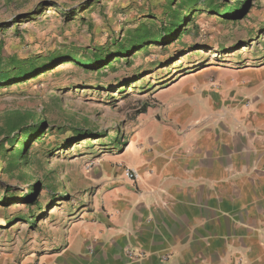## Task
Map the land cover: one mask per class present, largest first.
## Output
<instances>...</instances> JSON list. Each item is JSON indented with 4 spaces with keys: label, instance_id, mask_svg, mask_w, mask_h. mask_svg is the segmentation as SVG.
I'll list each match as a JSON object with an SVG mask.
<instances>
[{
    "label": "rangeland",
    "instance_id": "rangeland-1",
    "mask_svg": "<svg viewBox=\"0 0 264 264\" xmlns=\"http://www.w3.org/2000/svg\"><path fill=\"white\" fill-rule=\"evenodd\" d=\"M170 1L0 0L3 64L10 57H56L53 69L0 86V264H34L30 257L52 250L68 225L92 212L98 169L132 159L125 149L142 108L174 99L153 111L193 114L199 109L195 97L226 98L231 90L226 82L254 80L251 70L264 78V0H250L236 19L222 18L199 2L190 11V24L183 22L190 34L182 41L175 35L170 42L131 50L112 61L111 69H88L70 58L77 54L84 61L85 51L113 48L115 40L127 45V34L140 22L157 33L169 22V8L178 9L179 0ZM27 110L35 114L33 121H43L38 133L43 143L30 136L29 163L5 174V126L16 111ZM224 112L221 107L218 116ZM30 214L32 222H25Z\"/></svg>",
    "mask_w": 264,
    "mask_h": 264
},
{
    "label": "crops",
    "instance_id": "crops-1",
    "mask_svg": "<svg viewBox=\"0 0 264 264\" xmlns=\"http://www.w3.org/2000/svg\"><path fill=\"white\" fill-rule=\"evenodd\" d=\"M250 73L193 114L153 111L174 99L140 113L132 159L100 166L92 212L29 263L264 264V78Z\"/></svg>",
    "mask_w": 264,
    "mask_h": 264
},
{
    "label": "trees",
    "instance_id": "trees-1",
    "mask_svg": "<svg viewBox=\"0 0 264 264\" xmlns=\"http://www.w3.org/2000/svg\"><path fill=\"white\" fill-rule=\"evenodd\" d=\"M175 1L177 0H171L170 4L172 5ZM199 2H203V7H207V9L214 14L226 19H236L242 16L244 14V9L248 7V4L250 5V0H179L177 2V7L180 10H173L170 7L167 13L170 15L169 22L161 27L157 33L147 27L145 22H140L139 26L134 31L127 34L125 38L127 45L124 42L115 40L110 42L113 48L105 46L102 48H92L93 52H89V50L85 51L82 54L86 59L84 61L77 60L75 58L77 54H72L70 58H73V61L78 62L81 66L88 69H111L114 65L112 61H119L121 57H126L131 50L140 51L150 43L170 42L175 35L178 41H182L186 35L190 34V30H187L183 26V22L190 17V11L194 9ZM219 2H221V4H219ZM50 5L52 4H47V6ZM183 9L188 10V13L184 15L183 13L185 12H182ZM187 21L188 25L192 19ZM55 58V55H50L43 60H35L33 57H10L4 64L0 60V86L22 82L53 69ZM145 111L146 106L142 108L139 113H144ZM15 114L16 117L10 119V122L5 126L7 130L3 128L4 131H7L4 142H7L8 145V148L4 149L6 152L2 154L3 157H6L5 174H11L20 167H26L29 163L28 145H26L25 141L30 136L35 137V141L39 140L41 144L43 143V140H40L42 134H38L42 133L43 121H40L38 118L33 121L35 114L28 110L16 111ZM15 131L18 132L14 133ZM91 135L92 134H89L88 137ZM1 145L2 144H0V151L3 149ZM47 151L49 152V148H47ZM1 169L2 168H0V170ZM32 201L35 202V200ZM35 205L37 206V203H35ZM33 217L34 216L30 214L28 217H24V221L32 222ZM28 218H30V220H28Z\"/></svg>",
    "mask_w": 264,
    "mask_h": 264
},
{
    "label": "built area",
    "instance_id": "built-area-1",
    "mask_svg": "<svg viewBox=\"0 0 264 264\" xmlns=\"http://www.w3.org/2000/svg\"><path fill=\"white\" fill-rule=\"evenodd\" d=\"M127 174L130 175V176L133 175V173L130 172V171H127ZM127 254L130 256L131 259H135V258H140L143 253H141V252L135 253V252H133L132 250L129 249V250H127Z\"/></svg>",
    "mask_w": 264,
    "mask_h": 264
},
{
    "label": "bare ground",
    "instance_id": "bare-ground-1",
    "mask_svg": "<svg viewBox=\"0 0 264 264\" xmlns=\"http://www.w3.org/2000/svg\"><path fill=\"white\" fill-rule=\"evenodd\" d=\"M215 56V53H212V57Z\"/></svg>",
    "mask_w": 264,
    "mask_h": 264
}]
</instances>
